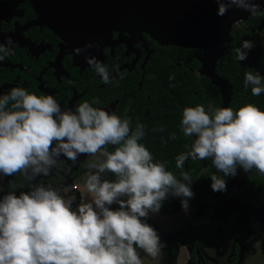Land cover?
Instances as JSON below:
<instances>
[{
	"label": "clouds",
	"instance_id": "9594fccd",
	"mask_svg": "<svg viewBox=\"0 0 264 264\" xmlns=\"http://www.w3.org/2000/svg\"><path fill=\"white\" fill-rule=\"evenodd\" d=\"M217 15L231 7L255 14L254 0H216ZM10 38L0 43V59L12 53ZM92 43L73 49L79 55ZM252 47L241 40L236 61L246 59ZM85 62L104 82L107 67L94 56ZM171 79V77H170ZM243 86L251 95L264 93V77L247 69ZM83 101L74 110L62 109L47 93L36 95L23 87L0 91V176L20 172L26 182L47 176L58 157L75 161L78 154L95 156L84 173L89 194L75 208L67 189L25 183L18 195L0 196V264H142L138 250L155 257L162 244L155 230L141 218L155 213L167 197H181V210L193 196L187 172L179 177L154 161L139 140L143 126L129 127L127 118ZM179 127L191 138L186 152L174 158L177 169L188 159L210 160L223 177L255 169L264 174V111L253 104L215 107L196 104L180 109ZM194 136V138H192ZM116 146L112 151L104 146ZM111 173L112 179L104 178ZM209 177L213 192L225 190V179ZM115 202V210L107 207Z\"/></svg>",
	"mask_w": 264,
	"mask_h": 264
},
{
	"label": "flooded vegetation",
	"instance_id": "af4514ba",
	"mask_svg": "<svg viewBox=\"0 0 264 264\" xmlns=\"http://www.w3.org/2000/svg\"><path fill=\"white\" fill-rule=\"evenodd\" d=\"M46 22L39 20L31 0H0V43L10 38L13 50L0 59V91L19 86L36 95L47 93L62 109L72 110L83 101L91 103L95 99L94 107L113 112L121 119L127 118L130 129L141 124L143 136H154V129L160 128L171 130L167 134L185 137L179 127L182 107L196 104L205 108L222 106L219 89L200 73V58L204 53L201 50L162 47L146 34L113 32L107 39L105 36L97 40L94 37L93 41L81 44V48L88 43L93 47L72 55L73 49L79 48V41L56 34L45 25ZM244 39L250 40L252 47L245 60L236 61L234 49ZM229 40L228 55L220 60L228 58L232 62L230 76L234 82L223 76L218 68L220 60L215 68V73L230 84L228 107L235 109L243 104H253L264 111V93L253 96L243 86V74L247 69L264 77V11L235 23ZM85 55L94 56L107 67L108 83H104L85 62ZM160 74H166V90L161 88L159 81L164 75ZM163 95L166 98L161 97ZM104 147L112 151L116 146ZM89 159L94 161L95 156L81 153L75 161L58 157L47 176L38 175L30 182H26L20 172L0 176V196L9 190L16 195L28 190L27 187L16 188L17 185L46 184L67 189L63 194L75 197L72 202L75 208L81 200L78 186L88 170ZM105 178L111 179L109 173H105ZM246 187L238 193L239 203L246 207L244 213L236 210L222 216L221 220H213V211L227 201L226 196L218 206L211 201L199 200L193 204L188 199L195 209L193 215L205 217L207 227L187 231L180 240L161 243L167 250L161 251L167 253L169 259L172 255L174 263L175 250L183 243L190 249V264H243L248 257L260 258L264 264V187L258 189V194H250ZM228 231L230 249L222 239ZM209 233L210 238L207 237ZM209 246H212L213 254L209 255L205 250L204 255L202 251Z\"/></svg>",
	"mask_w": 264,
	"mask_h": 264
},
{
	"label": "water",
	"instance_id": "95a60500",
	"mask_svg": "<svg viewBox=\"0 0 264 264\" xmlns=\"http://www.w3.org/2000/svg\"><path fill=\"white\" fill-rule=\"evenodd\" d=\"M254 2L259 6L255 13L263 12L264 0ZM31 3L39 20L48 21L44 24L56 34L77 39L79 48L94 37L107 39L117 32L146 34L162 47L203 51L200 73L219 89L221 107H228L231 87L215 73V68L228 55L231 27L252 14L231 7L223 15H217L216 0H31ZM253 170L237 167L233 178L225 184L227 201L213 211V220H221L236 210L244 213L246 207L239 203L238 193ZM165 240L168 239L159 238L160 243Z\"/></svg>",
	"mask_w": 264,
	"mask_h": 264
},
{
	"label": "trees",
	"instance_id": "16d2710c",
	"mask_svg": "<svg viewBox=\"0 0 264 264\" xmlns=\"http://www.w3.org/2000/svg\"><path fill=\"white\" fill-rule=\"evenodd\" d=\"M230 60L228 58L226 60H220L218 63V68L221 69L223 76L228 78L231 82H234L230 76L231 65ZM164 75V74H160ZM159 82H162L161 88L163 90L167 89V85L164 84L167 82L166 74ZM166 98L165 95L161 96ZM156 131V132H155ZM166 132H170L169 129H154V136L148 135L143 136L139 143H142L152 154L154 161H161L165 163L166 170L172 172L177 177L180 176L182 172H187L192 180L190 185V189L193 193V196L190 198L191 203H195L196 200L201 202L211 201L214 206H218L221 201L225 199L224 191H216L213 192L210 187L209 177L212 174H216L219 177H223V174L217 171L211 164L210 160H197L190 159L186 160L181 168L177 169L174 165V158L181 152H186L191 145V139L188 137H181L179 135L167 134ZM111 179L113 178L111 173H109ZM225 179V183L229 182L233 176L223 177ZM246 189L250 194H258V189L264 187V174L259 173L257 170L253 171L247 179ZM180 197H172L167 196L162 202L161 207L155 213L162 215H171L173 213L175 202ZM145 223L149 226H152V223L145 218H141ZM209 231H207L208 233ZM210 236L207 235V237ZM210 238V237H209ZM160 250L167 251L166 245L162 244ZM139 255L142 257L144 253L142 250H138ZM169 264L173 263V258L171 255V259L169 260Z\"/></svg>",
	"mask_w": 264,
	"mask_h": 264
},
{
	"label": "rangeland",
	"instance_id": "374dc122",
	"mask_svg": "<svg viewBox=\"0 0 264 264\" xmlns=\"http://www.w3.org/2000/svg\"><path fill=\"white\" fill-rule=\"evenodd\" d=\"M91 161L94 162L93 160H90L89 162ZM104 178H105V174H104ZM78 190L80 193L81 200L87 199L89 197V194L84 189V178L80 179ZM180 199L182 198L180 197L175 202L173 213L171 215L167 216V215L150 212L147 217H144L145 219H148L152 223L151 227L155 230L158 238L168 239L165 240V243L166 242L168 243L170 241H175L177 239L180 240V238H182L185 232L187 231L197 230L207 227V219L205 217H199L193 215L195 209L193 208L191 203H189V200H187V204H188L187 210L186 211L181 210ZM107 207H109L112 210H115L118 207V205L115 202H113L111 205H108ZM231 225H236V224L232 223ZM222 239L223 241L228 243L226 247L230 249L231 237L229 236V231L223 235ZM211 247L212 246L206 247V249H204L202 253L205 255L204 251L206 250V253L212 255L214 250H211ZM216 248L217 247L215 246L214 249ZM189 251L190 249L188 245L182 243L180 247H178L175 250L174 264H190ZM163 252L159 250L158 254L155 257H149L146 254H144L141 257L142 264H168L170 262L169 261L170 257H168L167 253L164 254ZM260 260L261 259L260 258L258 259L257 257H252V258L248 257L244 260L243 264H263L262 260L261 261Z\"/></svg>",
	"mask_w": 264,
	"mask_h": 264
}]
</instances>
